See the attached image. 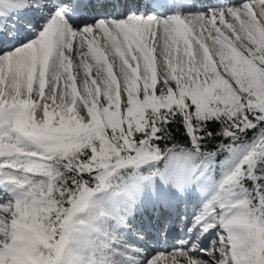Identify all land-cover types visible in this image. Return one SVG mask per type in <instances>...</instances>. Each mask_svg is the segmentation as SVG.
<instances>
[{"label": "snow or ice", "instance_id": "1", "mask_svg": "<svg viewBox=\"0 0 264 264\" xmlns=\"http://www.w3.org/2000/svg\"><path fill=\"white\" fill-rule=\"evenodd\" d=\"M153 3L0 0V264H264V0Z\"/></svg>", "mask_w": 264, "mask_h": 264}, {"label": "rangeland", "instance_id": "2", "mask_svg": "<svg viewBox=\"0 0 264 264\" xmlns=\"http://www.w3.org/2000/svg\"><path fill=\"white\" fill-rule=\"evenodd\" d=\"M202 3H206L207 0H200ZM230 0L227 1H223L221 4H229ZM192 4H193V0H191ZM237 0H234L233 3H236ZM220 3L216 4V5H211L209 6L211 7H216L218 5H221ZM232 4V3H231ZM94 73V71H93ZM95 74H93L94 76ZM160 212H163V218H165L166 222L165 226L158 228V224L156 223L158 216L160 214ZM195 214V208L192 206H185V205H180L179 208H177L176 210H174L173 212H169L168 209H164L163 211H161L160 209H157L155 211H153L151 208L148 209V212L145 214L144 218L148 219V221H152L154 224V228L151 229L152 231H154L155 229H160V233H159V237L155 238V240H157V242L159 243L160 249L158 250L159 252H169V250H166V244H165V239L167 237V230H169V226L172 222H174L176 224V227L178 228V233L176 235H174L171 239V246H174V248L176 247H180L181 246V242H198L201 247H210L213 243V241H215L217 239L215 232L213 231L210 234H205L203 236H201L199 234V232H193V233H189L188 232V228L191 227L192 225V216ZM155 222V223H154ZM166 230V231H165ZM177 231V229H175V232ZM154 237H145V241L144 244L141 247H150V248H155V242L153 241ZM140 246V245H139ZM165 246V247H164ZM147 250V249H146ZM155 251L152 252V254H154ZM157 252V251H156ZM155 252V253H156ZM172 252V251H171ZM169 252V253H171Z\"/></svg>", "mask_w": 264, "mask_h": 264}, {"label": "bare ground", "instance_id": "3", "mask_svg": "<svg viewBox=\"0 0 264 264\" xmlns=\"http://www.w3.org/2000/svg\"><path fill=\"white\" fill-rule=\"evenodd\" d=\"M223 1H227V0H207L206 3H202L200 0H193V4L196 6L195 10H199V11H206L208 8H210L209 6L211 5H216L218 3H222ZM234 0H230L228 3L231 4L233 3ZM123 3H125L127 5V8L124 7H117L115 9V12L117 14L119 13H126V11L128 9H135V10H139L140 12H143L145 14H152V9L154 7V3L153 0H123ZM212 8V7H211ZM108 12L111 13L113 12V9L109 8L107 10H101V14H103L104 12ZM99 18L98 16H96L95 14L93 16H90L87 19V23H92L93 19ZM21 39H24L23 37H21ZM95 74V71L94 73ZM145 220V227L147 230V235L148 237H154L153 241L155 242V248H150V247H146L147 251L152 253L153 251H157L160 249L159 243L157 242V240H155V238L159 237V233H160V229H155L154 231H152L151 229L154 228V224L152 221H148V219L144 218ZM169 222L166 221L165 218H163V212H160L158 219L156 221V223L158 224V228L165 226V223ZM155 223V222H154ZM175 229H177V231L175 232ZM166 231V230H165ZM167 237L165 239V244H166V250L169 252L173 251L174 246H171V239L174 235H176L178 233V228L176 227V224L174 222H172L169 226V230H167ZM145 241V240H144ZM143 242H138L140 247L144 244ZM165 247V246H164ZM154 252V254H155ZM168 252V253H169Z\"/></svg>", "mask_w": 264, "mask_h": 264}, {"label": "trees", "instance_id": "4", "mask_svg": "<svg viewBox=\"0 0 264 264\" xmlns=\"http://www.w3.org/2000/svg\"><path fill=\"white\" fill-rule=\"evenodd\" d=\"M174 134H175L178 141H182V139H183L182 132L176 131V132H174ZM213 147H214V145H213Z\"/></svg>", "mask_w": 264, "mask_h": 264}]
</instances>
